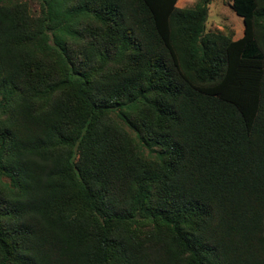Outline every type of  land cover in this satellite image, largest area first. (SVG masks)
Returning a JSON list of instances; mask_svg holds the SVG:
<instances>
[{"label":"trees","instance_id":"16d2710c","mask_svg":"<svg viewBox=\"0 0 264 264\" xmlns=\"http://www.w3.org/2000/svg\"><path fill=\"white\" fill-rule=\"evenodd\" d=\"M0 0V264H264V0Z\"/></svg>","mask_w":264,"mask_h":264},{"label":"rangeland","instance_id":"374dc122","mask_svg":"<svg viewBox=\"0 0 264 264\" xmlns=\"http://www.w3.org/2000/svg\"><path fill=\"white\" fill-rule=\"evenodd\" d=\"M197 0H179L178 7H190ZM231 0H212L207 19L208 30L232 32L238 39L244 34L243 19L230 6Z\"/></svg>","mask_w":264,"mask_h":264}]
</instances>
